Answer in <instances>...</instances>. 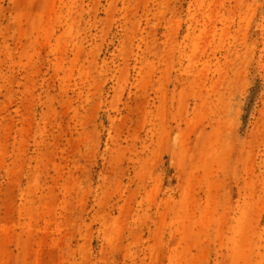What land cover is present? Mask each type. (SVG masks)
I'll use <instances>...</instances> for the list:
<instances>
[{"label":"rangeland","instance_id":"374dc122","mask_svg":"<svg viewBox=\"0 0 264 264\" xmlns=\"http://www.w3.org/2000/svg\"><path fill=\"white\" fill-rule=\"evenodd\" d=\"M0 264H264V0H0Z\"/></svg>","mask_w":264,"mask_h":264}]
</instances>
